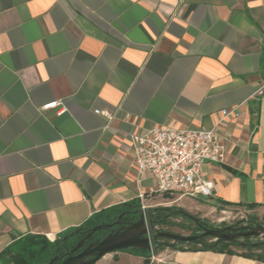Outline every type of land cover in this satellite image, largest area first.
<instances>
[{
	"label": "crops",
	"instance_id": "obj_1",
	"mask_svg": "<svg viewBox=\"0 0 264 264\" xmlns=\"http://www.w3.org/2000/svg\"><path fill=\"white\" fill-rule=\"evenodd\" d=\"M262 87L264 0H0V264L18 240H56L139 191L151 209L264 208ZM237 107L221 127L225 162L204 167L213 197L152 193L130 136L211 128ZM148 256L96 264H264L172 247Z\"/></svg>",
	"mask_w": 264,
	"mask_h": 264
},
{
	"label": "built area",
	"instance_id": "obj_2",
	"mask_svg": "<svg viewBox=\"0 0 264 264\" xmlns=\"http://www.w3.org/2000/svg\"><path fill=\"white\" fill-rule=\"evenodd\" d=\"M262 87L259 94H263ZM53 102L43 107V111L60 106ZM62 113V112H60ZM96 114L109 119L108 111L95 110ZM237 108L222 110L211 128H178L175 126L153 127L140 134L130 136L138 176L150 175L156 182L152 193L181 198H212L214 185L206 177L204 167L208 163L225 162L227 148L221 134L222 125L232 118H238ZM129 119L130 115L127 114ZM140 208L147 213L151 205L145 192L137 196ZM54 242L55 240H51ZM152 251V261H156Z\"/></svg>",
	"mask_w": 264,
	"mask_h": 264
},
{
	"label": "water",
	"instance_id": "obj_3",
	"mask_svg": "<svg viewBox=\"0 0 264 264\" xmlns=\"http://www.w3.org/2000/svg\"><path fill=\"white\" fill-rule=\"evenodd\" d=\"M180 214L190 219L197 226L202 228L201 235L182 236L173 234L166 231H161L158 228L157 222L151 219L148 213H145L140 207H130L129 210L124 211L118 216V220L113 223L101 224L91 228L85 239L81 240L72 250V256L68 257L59 264H96L100 259L106 255L117 252L134 249L142 252H152L161 247H174L178 243H194L200 237H211L215 241H223L228 243H237L240 245L252 242V238H259L264 236V226L251 223L252 226H243L242 228L237 225L226 226L220 229H212L207 227L200 219L192 216L190 213L181 210ZM124 216L130 217V222L127 225L115 230L114 226L121 224L120 219ZM99 231H106L105 236L101 241L86 243L93 234ZM170 240L173 243L159 241ZM255 247L264 245L263 242H253ZM81 249L82 252L76 254ZM57 261L54 258L50 264Z\"/></svg>",
	"mask_w": 264,
	"mask_h": 264
},
{
	"label": "trees",
	"instance_id": "obj_4",
	"mask_svg": "<svg viewBox=\"0 0 264 264\" xmlns=\"http://www.w3.org/2000/svg\"><path fill=\"white\" fill-rule=\"evenodd\" d=\"M130 207L139 208V203H131L122 206V209L116 208L110 215H102L97 218L85 223L79 228L69 230L62 236L57 238L54 242L49 241L47 238L42 236H26L18 240L15 244L10 246L6 251L5 255L10 259L12 264H50L51 261L56 258L57 261L54 264H59L68 257L72 256V250L75 246L88 235V231L101 224L113 223L118 219L124 211L129 210ZM256 207V206H252ZM182 209L176 206L172 207H158L147 211L151 219L157 222L158 226L163 224H171V219L176 217H185L180 214ZM116 211V212H115ZM184 211V210H183ZM104 216V218H102ZM187 218V217H185ZM212 228L213 227H209ZM196 230L199 231L201 228L196 226ZM196 231V233H197ZM107 235L106 231H99L92 235L86 243L101 241ZM197 235V234H195ZM209 237H200V239L194 243H178L173 248L175 249H189L192 251H214V252H227L230 254L236 253L232 247H240L245 250V253H241L243 256L251 259H255L264 262V245L255 247L253 242L248 244L240 245L237 243H228L223 241L206 242ZM214 239V238H212ZM178 245H180L178 247ZM193 246L191 248H184L183 246ZM181 247V248H180ZM164 248V247H161ZM159 248V249H161ZM158 249V250H159ZM155 250V251H158ZM125 251L131 252H142L134 249ZM149 253V252H145Z\"/></svg>",
	"mask_w": 264,
	"mask_h": 264
},
{
	"label": "rangeland",
	"instance_id": "obj_5",
	"mask_svg": "<svg viewBox=\"0 0 264 264\" xmlns=\"http://www.w3.org/2000/svg\"><path fill=\"white\" fill-rule=\"evenodd\" d=\"M212 204L205 203L206 208L201 210H192L189 212L192 216L200 219L207 227H213V229H220L226 226H233L239 224L241 226H246L248 221H252L255 224L264 226V208L259 207H245V206H236V207H225V206H215V209H210ZM179 208V207H178ZM182 210L188 212L187 210L181 208ZM171 224H163L158 226L161 231L170 232L173 234H178L182 236H193L195 234L201 233V231L196 230V224L190 219L185 217H176L171 219ZM197 231V233H196ZM252 242H263L264 236L259 238H252ZM161 242H166L172 244L170 240L160 239ZM215 239L211 237L206 239V242H214ZM180 245H178L179 247ZM184 248H191L193 246L185 245ZM181 248V247H180ZM161 249H165L161 248ZM235 252L245 253L240 247H232ZM160 250V249H159ZM156 253V251L154 252ZM151 256L147 257L152 260ZM156 257V261H157Z\"/></svg>",
	"mask_w": 264,
	"mask_h": 264
},
{
	"label": "flooded vegetation",
	"instance_id": "obj_6",
	"mask_svg": "<svg viewBox=\"0 0 264 264\" xmlns=\"http://www.w3.org/2000/svg\"><path fill=\"white\" fill-rule=\"evenodd\" d=\"M117 220H118V219H117ZM128 222H130V217H129V216H124L123 218L120 219V223H121V224L114 226L113 229L117 230V229L121 228L122 226L127 225ZM248 222H251V223H252V221H248ZM251 223H247L246 226H252ZM237 227L242 228L243 226H241V225H237ZM200 228H201V227H200ZM200 231H201V233H199V234H197V235H201V234H202V232H203V231H202V228H201ZM106 236H107V235H106ZM159 241H160V240H159ZM87 244H88V243H87ZM82 250H83V249H81L79 252H77V253L74 254V255H77L78 253L82 252Z\"/></svg>",
	"mask_w": 264,
	"mask_h": 264
}]
</instances>
